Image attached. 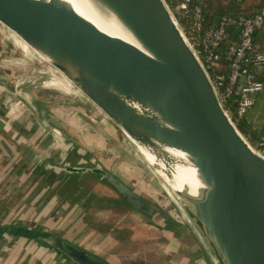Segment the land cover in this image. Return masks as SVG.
Segmentation results:
<instances>
[{"label":"water","instance_id":"1","mask_svg":"<svg viewBox=\"0 0 264 264\" xmlns=\"http://www.w3.org/2000/svg\"><path fill=\"white\" fill-rule=\"evenodd\" d=\"M92 1L130 39L102 30L65 0H0V27L113 122L165 186L159 162L196 168V193L167 187L216 264H264V156L226 113L166 0ZM101 173L135 209L170 219L114 174ZM0 235L50 250L67 264H110L47 229L0 225Z\"/></svg>","mask_w":264,"mask_h":264},{"label":"crops","instance_id":"2","mask_svg":"<svg viewBox=\"0 0 264 264\" xmlns=\"http://www.w3.org/2000/svg\"><path fill=\"white\" fill-rule=\"evenodd\" d=\"M202 1L207 8L213 1L253 13L264 0ZM256 43L264 51V32ZM3 53L10 55L1 58ZM14 55L13 48L0 38V225L43 228L70 241L71 234L61 232L68 227L71 232H81L89 242L81 248L110 264H117V253L124 255L122 246L135 240L151 252L142 260L148 264H216L211 252L196 251L200 240L186 225L176 226L171 218L145 216L121 201L109 184L115 195H110L112 199H88L92 186L107 183L101 170L127 184L130 178H125L121 167L129 151L134 159L126 162L131 173L137 174L138 164L144 169L145 160L127 137L116 140L120 135L117 126L91 102L62 94L59 90L69 89V84L61 78L53 82L57 89L40 88L41 75L46 73L42 66L22 57L18 65L8 66L7 58ZM149 159L155 162L153 156ZM74 174L80 175L78 189L72 186L77 179ZM115 222L122 226L115 227ZM114 247L120 251L105 253ZM29 263L67 264L50 250L0 235V264Z\"/></svg>","mask_w":264,"mask_h":264},{"label":"built area","instance_id":"3","mask_svg":"<svg viewBox=\"0 0 264 264\" xmlns=\"http://www.w3.org/2000/svg\"><path fill=\"white\" fill-rule=\"evenodd\" d=\"M166 2L206 67L226 113L237 124L264 92V51L256 43L264 32V6L249 15L219 16L209 27L207 3ZM249 144L264 156V135Z\"/></svg>","mask_w":264,"mask_h":264},{"label":"rangeland","instance_id":"4","mask_svg":"<svg viewBox=\"0 0 264 264\" xmlns=\"http://www.w3.org/2000/svg\"><path fill=\"white\" fill-rule=\"evenodd\" d=\"M0 38L2 40H4V42L8 43L9 46L11 48H13V52H15V54H16L13 57L9 56V58H7V59H9L8 60L9 62H7L8 66H11V67L15 66L17 64V61H19L20 57L32 60L36 64H39L40 66H42L44 69L42 67L41 68L43 69V71L46 72L43 75H41L42 80L40 79V82H39L40 88H42V86L44 87V85L45 86L47 85L46 87H49L52 89L53 88L57 89L54 87L53 82L56 81L55 78H58V79L61 78L65 83L69 84L68 85L69 89L59 90V91H61L62 94L66 92L67 93L66 96H68V95L70 97L76 96V98H78V101H80V102L82 100L83 101L86 100L85 102L87 104H88V102H90L81 92H79L69 82H67L59 73H57L56 70L49 67L48 64H46L44 61H42L35 52H33L31 49L25 47L23 45L22 41L19 40L14 34L8 32L7 30L5 31L2 27H0ZM5 54L10 55V53H3V55H1V58L5 57L4 56ZM24 75H26V74H24ZM28 76H30V75H27L25 77L27 78ZM19 77H22V76H19ZM94 108H96V107L94 106ZM244 118L253 126V128H255L257 130H262L264 128V92H262L259 95L257 104L254 106L253 109H251L250 111H248L245 114ZM117 129H118V131H119L118 133H120V135H118V137H116V140L122 141V138L123 137L126 138V135L118 127H117ZM243 135L249 142H251L250 136L245 135V134H243ZM124 144H125L124 146H127V148L130 149V146L128 143L124 142ZM131 156H132V153H130V151H129V154L126 156L127 158L124 159L125 164H122V167H121V168H123L122 170H124L126 172L125 178H127V177L130 178V179H126L127 184L139 195L147 198L148 200L153 201L163 211L169 212L170 214L174 213L175 215H177V213L179 214V212H177V210L174 209L176 204L179 205L177 199H175L174 196L172 195V193L166 188L164 181L160 177V175L158 173H156L155 170L153 168H151L146 161L145 162L147 165L144 169L142 167H139L142 165L138 164L139 165L138 167L135 166V168H139L136 170L137 174L131 173L132 172L131 170H133V169L129 168L130 165L126 163L128 161H129V163H131V161H134V159L131 158ZM116 160H117V157H116ZM116 160H114V161H116ZM120 166L121 165L119 164V167ZM129 173H131V174L129 175ZM74 175H71V176L73 177ZM74 177L77 179H75L76 180L75 182H72V186L77 188V187H79L77 180H79L80 175L77 174ZM93 180H95V179H93ZM107 184L108 183H106L105 186H103V185L99 186L96 184V185L92 186L90 191H89L90 186H88V191H89L88 192V199L95 201V198L98 196H100L101 198H105V199H112L110 196V195H113L112 190L109 191V185H107ZM70 187H71V185H70ZM95 188L96 189L98 188V190H97L96 194H93V190H95ZM82 189L83 188L81 187L80 188L81 191H79V193L83 192ZM105 189H107L106 192H105ZM105 193L107 195H104ZM115 194L118 195L117 197L119 199L121 198V196L117 192H115ZM113 196H115V195H113ZM113 199H114V197H113ZM100 201L102 203H104L103 199H101ZM139 212H141V211H139ZM141 213H143V212H141ZM64 214H66V213H64ZM143 214L145 215V213H143ZM145 216H148V215L146 214ZM184 216H183L184 218H186V219H188V221H190L189 218L185 214H184ZM184 218H182L180 220L179 219L176 220L175 225L176 226H178V224L186 225V221L183 220ZM125 223L127 225H129L128 222H125ZM125 223H124V225H125ZM117 225L122 226L121 223L115 222L114 226L116 227ZM61 232L64 234L70 233L71 234L70 241H73L75 244H77L80 247H82L81 246L82 243H83V246L86 245V243H88V245H89V242L86 241V238L82 236L81 232H76V233L71 232V230L68 227L62 228ZM76 235H78V237H75ZM64 238L68 239L67 237H64ZM198 238H199L200 242H199V245L197 244L196 251H209V249L207 248V246L205 244L204 239L201 238L200 234H199ZM74 240H77V241H74ZM136 242H138V241H136V240L132 241L133 244H130L131 242H127L126 244H124L122 246L123 250H124V255H122L121 252L117 253L118 251H120V250H117V247L116 248L114 247L111 250H109V248H108L105 251V253H108L110 251L109 253H111V254H116V253L119 254L120 258H118L119 261H116L117 264H138V263L140 264V263H142L143 259H146V257L148 258L151 255V252L149 250H147L146 247H144V245L140 241L137 244H136ZM29 264H31V263H29ZM154 264H157V263H154Z\"/></svg>","mask_w":264,"mask_h":264},{"label":"bare ground","instance_id":"5","mask_svg":"<svg viewBox=\"0 0 264 264\" xmlns=\"http://www.w3.org/2000/svg\"><path fill=\"white\" fill-rule=\"evenodd\" d=\"M70 5L74 6L76 10L94 22L102 30L116 36L130 39L128 34L121 28V26L115 21L113 16L100 13L97 10L96 5L92 0H65ZM144 153L149 157L151 154L143 149ZM172 153L177 155L179 158H184L185 154L172 149ZM153 156V155H151ZM154 160L155 157L153 156ZM155 162H157L155 160ZM160 169L159 173L163 176L166 184L172 191L188 190L192 193H196L197 190L202 186L198 178L196 168L188 164H176L171 169L169 166H165L164 163L159 162Z\"/></svg>","mask_w":264,"mask_h":264},{"label":"trees","instance_id":"6","mask_svg":"<svg viewBox=\"0 0 264 264\" xmlns=\"http://www.w3.org/2000/svg\"><path fill=\"white\" fill-rule=\"evenodd\" d=\"M195 2L196 3H199V2H202V0H195ZM262 6H264V1H263L262 5L260 7H262ZM204 13H205V16H206V26H209V27L212 26V25H214L216 23V18L217 17L222 16V15H226V14H232V15H239V14L249 15V14H251V13H247L246 10H244V9L242 10L241 8L237 7L234 4L223 5L221 3H214L213 1H211L210 7L207 8V9H205V12ZM237 126H238L239 130L243 134L250 136V138H251L250 140L252 142H254L257 138H259L262 135H264V128L262 130H257L255 128H253V126L245 118L239 119L237 121ZM105 181L110 186H112L107 181V179H105ZM127 204L131 205L129 202ZM174 208H176V209L179 210L178 212H179V215H180V219H182V218L185 217L184 216L185 212L183 211V209L179 205L176 204V206ZM183 220L186 221L187 228L191 229L196 234V236L199 237V233H198L197 229L195 228V226L193 225V223L191 221H188V219H186V218H184ZM140 264H148V263L143 261Z\"/></svg>","mask_w":264,"mask_h":264},{"label":"flooded vegetation","instance_id":"7","mask_svg":"<svg viewBox=\"0 0 264 264\" xmlns=\"http://www.w3.org/2000/svg\"><path fill=\"white\" fill-rule=\"evenodd\" d=\"M104 180H105V178H104ZM124 182V181H123ZM125 183V182H124ZM126 184V183H125ZM128 185V184H127ZM129 186V185H128ZM130 187V186H129ZM114 188V187H113ZM131 188V187H130ZM115 189V188H114ZM132 189V188H131ZM116 190V189H115ZM133 190V189H132ZM116 192L121 196V198H120V200L121 201H123V202H125L126 204L128 203V199L123 195V194H121L118 190H116ZM143 197V196H142ZM145 198V197H144ZM147 199V198H146ZM148 200V199H147ZM149 201H151V200H149ZM151 202H153V201H151ZM154 203V202H153ZM155 204V203H154ZM128 206H130L131 208H133L134 210H137V209H135L134 207H132L131 205H129V204H127ZM159 207V206H158ZM161 209V208H160ZM175 210H177V212L179 211L178 209H176V208H174ZM162 210V209H161ZM163 211V210H162ZM171 219L173 218L175 221L176 220H180V215L177 213V215H175L174 213H169V212H166V211H164Z\"/></svg>","mask_w":264,"mask_h":264}]
</instances>
